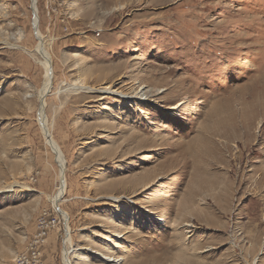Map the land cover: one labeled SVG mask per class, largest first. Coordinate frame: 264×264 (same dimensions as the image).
Returning <instances> with one entry per match:
<instances>
[{
	"label": "rangeland",
	"instance_id": "1",
	"mask_svg": "<svg viewBox=\"0 0 264 264\" xmlns=\"http://www.w3.org/2000/svg\"><path fill=\"white\" fill-rule=\"evenodd\" d=\"M0 264H264V0H0Z\"/></svg>",
	"mask_w": 264,
	"mask_h": 264
},
{
	"label": "bare ground",
	"instance_id": "2",
	"mask_svg": "<svg viewBox=\"0 0 264 264\" xmlns=\"http://www.w3.org/2000/svg\"><path fill=\"white\" fill-rule=\"evenodd\" d=\"M36 21V20H35ZM36 23V22H34ZM35 35L36 37L39 39L38 41H41V35L37 29V27H35ZM42 45H41V42L38 43V45H36V47H34L33 51H27L26 49H24L25 51L29 52L30 54H33V55H40L42 57V60H39L38 62L43 66L44 70H45V79H44V83L45 82H48L50 77H51V73H52V69H51V63H50V56H48L47 53H45V51L42 50ZM88 88L87 86H85L81 81L79 80H76L75 82H73L69 89L71 90H74V91H77V90H81V89H86ZM140 90H137L134 94L136 96H139L138 94L140 93ZM44 89H41L40 90V96H39V101L42 100L43 101V98H44ZM139 98V97H138ZM41 101V103H42ZM43 104V103H42ZM39 119L40 121H43L44 120V113L42 110L39 111ZM48 145L50 144L51 146V149L56 153L57 157L59 158V165H60V176H59V183H60V186H58V190H57V193L56 195L54 196L53 198V203L55 205H57V200L59 199L60 195L63 193V189H64V175H63V172H62V167H63V160L61 158L62 154H61V151L58 149L56 143L51 139L50 141L47 142ZM220 195V194H219ZM114 199H118V198H114ZM150 212V211H149ZM153 213V212H152ZM111 257L110 256H107L106 254H104L102 256V259L104 260H108V262H114L113 259H110Z\"/></svg>",
	"mask_w": 264,
	"mask_h": 264
}]
</instances>
